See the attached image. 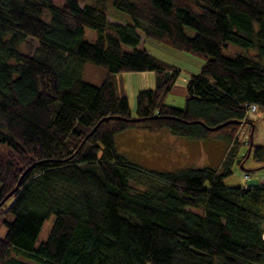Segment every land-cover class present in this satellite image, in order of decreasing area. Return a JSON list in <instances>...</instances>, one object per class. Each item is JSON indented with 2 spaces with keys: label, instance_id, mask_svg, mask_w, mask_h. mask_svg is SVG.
I'll return each mask as SVG.
<instances>
[{
  "label": "trees",
  "instance_id": "trees-1",
  "mask_svg": "<svg viewBox=\"0 0 264 264\" xmlns=\"http://www.w3.org/2000/svg\"><path fill=\"white\" fill-rule=\"evenodd\" d=\"M109 3L131 20L110 26ZM137 30L202 59L184 107L165 102L179 68ZM26 37L39 54L19 49ZM228 43L257 52L228 56ZM263 59L264 0H0V264H264V185L223 182L250 154L264 170L246 117L255 104L264 120ZM87 61L106 69L101 84L82 78ZM146 70L156 85L132 115L114 74ZM244 123L249 151L237 160ZM127 127L230 147L219 168L157 174L117 150Z\"/></svg>",
  "mask_w": 264,
  "mask_h": 264
},
{
  "label": "rangeland",
  "instance_id": "rangeland-1",
  "mask_svg": "<svg viewBox=\"0 0 264 264\" xmlns=\"http://www.w3.org/2000/svg\"><path fill=\"white\" fill-rule=\"evenodd\" d=\"M56 3L61 4L63 0H55ZM108 7V21L110 26L115 23H124L130 21V17L125 12L115 8L109 3ZM108 30H106V33ZM140 33V46L145 47L149 53L154 54L165 62L175 65L179 68V75L176 79L172 89L167 94L165 102L176 106L184 107L186 97V85L189 77L193 73H197L202 64V59L187 51L175 50L165 44L156 42L152 39H145L143 33ZM189 33L193 31L189 30ZM84 39L88 41H95L98 38V32L94 29L85 28ZM19 49L22 51H31L34 54H39L38 42L31 38H23L19 44ZM225 54L232 55L233 53L254 54L256 49L245 48L240 45L228 43L227 47L222 48ZM264 64V59L262 61ZM107 75L104 66L92 64L87 61L83 63L81 76L85 81L99 85L102 83ZM115 80L119 91L125 93L128 98L129 106L132 115L136 114L137 101L136 97L140 90L151 89L156 85V73L154 71H126L116 73ZM246 117L248 121H252L254 128L252 131L253 143L256 145H264V120L263 112L260 109L256 111L247 110ZM252 125L244 123L240 129L239 137L243 144L240 145L238 159L241 156L248 154V147L245 141L249 140ZM115 145L117 150L125 157V159L147 171L157 174L176 173L178 171L187 169L189 167H213L219 168L228 152L230 143L224 138H212L207 140H194L184 136L173 134L169 128L164 127L158 132H151L142 127H130L116 133ZM180 142L187 143L188 150L180 146ZM207 148L208 156L204 155L202 148ZM3 145H0V149ZM212 148V149H210ZM201 153V154H200ZM260 162L254 160L253 155L246 157L244 165L234 162L232 165V174L224 178V185L232 186H253L257 184L264 185V170L259 168ZM55 216L52 215L45 220L39 235L37 236V243L46 239ZM0 236L2 237L6 232V227H0ZM22 258L18 256V259ZM30 261V260H29ZM33 264H38L30 261ZM149 264V263H148Z\"/></svg>",
  "mask_w": 264,
  "mask_h": 264
},
{
  "label": "crops",
  "instance_id": "crops-1",
  "mask_svg": "<svg viewBox=\"0 0 264 264\" xmlns=\"http://www.w3.org/2000/svg\"><path fill=\"white\" fill-rule=\"evenodd\" d=\"M242 127H243V124H242ZM185 144H183V143H181L180 142V146H182L184 149H185V152H187V150H188V146H187V143L186 142H184ZM210 149H212V148H210ZM202 150V152L201 153H204V155H207L208 154V152H207V148H202L201 149ZM200 153V154H201ZM208 156V155H207ZM258 185V184H257Z\"/></svg>",
  "mask_w": 264,
  "mask_h": 264
},
{
  "label": "built area",
  "instance_id": "built-area-1",
  "mask_svg": "<svg viewBox=\"0 0 264 264\" xmlns=\"http://www.w3.org/2000/svg\"><path fill=\"white\" fill-rule=\"evenodd\" d=\"M257 108H258L257 105L253 104L250 106V111H252V110L255 111Z\"/></svg>",
  "mask_w": 264,
  "mask_h": 264
},
{
  "label": "water",
  "instance_id": "water-1",
  "mask_svg": "<svg viewBox=\"0 0 264 264\" xmlns=\"http://www.w3.org/2000/svg\"><path fill=\"white\" fill-rule=\"evenodd\" d=\"M223 125H225V123L224 124H222V125H219V126H217V128H219V127H221V126H223ZM250 149V148H249ZM17 185V184H16ZM18 186V185H17ZM12 192H10L8 195H10ZM8 195H6V196H8Z\"/></svg>",
  "mask_w": 264,
  "mask_h": 264
},
{
  "label": "bare ground",
  "instance_id": "bare-ground-1",
  "mask_svg": "<svg viewBox=\"0 0 264 264\" xmlns=\"http://www.w3.org/2000/svg\"><path fill=\"white\" fill-rule=\"evenodd\" d=\"M257 109H258V108H257ZM257 109H256V110H257ZM256 110H255V111H256Z\"/></svg>",
  "mask_w": 264,
  "mask_h": 264
}]
</instances>
